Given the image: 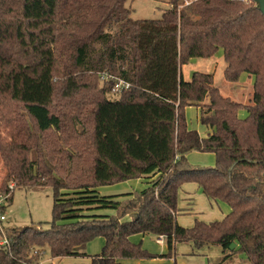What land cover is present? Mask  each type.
<instances>
[{
	"label": "trees",
	"instance_id": "obj_1",
	"mask_svg": "<svg viewBox=\"0 0 264 264\" xmlns=\"http://www.w3.org/2000/svg\"><path fill=\"white\" fill-rule=\"evenodd\" d=\"M162 1L169 8L160 19L135 20L128 0H0V103L11 105L0 196L12 203L9 182L54 189L50 228L4 229L0 264H40L47 256L89 264L171 259L181 243L220 247L216 264H264V16L252 0ZM220 50L227 82L253 78L250 104L225 97L212 74L184 78L191 60ZM120 79L132 87L114 102ZM114 103L146 126L132 142L140 132L157 133L145 158L132 142L101 144V107ZM188 107L200 111L203 140L187 126ZM191 151L215 154L216 166L191 165ZM153 173L146 190L123 201L97 190ZM187 183L211 204H227L229 213L181 226L178 193ZM134 235L162 237L168 252L153 255L132 242ZM99 237L101 252L87 254Z\"/></svg>",
	"mask_w": 264,
	"mask_h": 264
},
{
	"label": "rangeland",
	"instance_id": "obj_2",
	"mask_svg": "<svg viewBox=\"0 0 264 264\" xmlns=\"http://www.w3.org/2000/svg\"><path fill=\"white\" fill-rule=\"evenodd\" d=\"M127 7H129L132 11V18L135 20H156L162 17L163 12L169 8V5L164 3L162 0H128ZM226 68V63L224 60L223 50H220L215 57L210 59H194L191 60L188 65L184 67L183 74L186 80H190L192 74L194 72L208 73L214 76L215 85L220 89L221 93L225 97H230L232 100L250 104L253 96V85L254 80L247 74L242 75L240 80L237 83H229L226 81L224 76V71ZM117 97H113V101L115 102ZM116 105H106L101 107L100 111V129H99V139L101 140V144L105 148L115 149V146L120 145L121 142H132L133 137L138 135V130H142L143 127H146L139 123L138 113H126L124 115V110L118 107L112 108L111 106ZM127 110H130L127 108ZM154 109V113H155ZM10 115H11V105L8 101H4L0 103V186L5 176V172L7 171V167L5 165V158L2 157L1 151L3 148L7 147L11 143V137L9 135V127H10ZM186 122L189 129L196 130L203 136L205 134V127L201 125L199 116L197 114L196 108L188 107L185 110ZM248 116V112L245 110L240 111L239 117L245 119ZM129 120L132 123V128L128 127L126 121ZM123 119V121H121ZM120 125H118V123ZM107 123V124H106ZM130 128V129H128ZM109 129L108 134H112L111 137L108 136L107 130ZM111 129V131H110ZM114 131V132H113ZM115 133L117 137H115ZM127 138V139H126ZM158 139V137H157ZM155 139V140H157ZM120 143H119V142ZM132 143L137 144L138 151L134 152L135 155L143 157L144 152V141ZM112 144V145H111ZM139 144V145H138ZM111 145V146H110ZM114 146V147H113ZM163 155V154H162ZM115 164H120L119 152H116L115 156ZM188 162L196 167H215L217 160L216 155L213 153H201L198 151H191L187 154ZM109 163L114 164L112 159H107ZM14 185V190L11 192L13 194L12 203H7L6 200L4 202V207H2L1 214L5 217V220L0 222V247L4 244V236L1 234L4 229L7 228H22L31 225H38L42 230H47L50 228V222L53 219V204H54V189L53 188H43L39 190L34 189H15L14 182H9V185ZM8 185V188H9ZM139 185V186H137ZM126 186H129L133 189L134 192L139 193L146 190L149 186L147 183L140 181H132L128 182ZM102 188V187H101ZM198 186L195 183H187L183 186V190L178 193V203L180 206L185 205V194L186 192L192 193L194 196V207H193V215H188L185 217V223L193 222V217L198 213L201 219H205L206 221H215L222 220L230 211V207L227 204H220V207H211L207 198L202 194L195 193ZM99 191V188L97 189ZM106 190L100 189V196L105 197ZM5 196L2 194L1 198ZM102 207V206H101ZM110 213L109 209H99L98 214L107 216ZM203 219V220H204ZM188 225V224H185ZM132 241L134 243L140 244L142 249L148 251L153 255H158L152 253L149 249L159 247V243H157V237L154 235L149 236H137L133 238ZM185 245V244H181ZM86 249L92 251V253L99 254L102 250V246L98 244L97 239L92 240L88 243ZM159 249V248H158ZM217 250H221L220 247L218 249L212 248L210 254L206 256H195L194 260H198L200 263L209 264L216 263V257L219 255ZM98 252V253H97ZM217 253V255H215ZM93 254V255H96ZM176 254L178 251L176 250ZM49 257V256H48ZM157 259V258H156ZM139 260H152V259H139Z\"/></svg>",
	"mask_w": 264,
	"mask_h": 264
},
{
	"label": "crops",
	"instance_id": "obj_3",
	"mask_svg": "<svg viewBox=\"0 0 264 264\" xmlns=\"http://www.w3.org/2000/svg\"><path fill=\"white\" fill-rule=\"evenodd\" d=\"M191 108H194V107H191ZM196 110H197V114L200 118V111L197 108H196ZM156 134L157 133L155 131L154 132L151 131L149 133L140 132L139 137L138 138L136 137V142L139 143L141 141L142 142L144 141V146H145L144 150L145 149L147 150L148 144L155 140ZM206 136H207V130L205 131V134L203 136H201L202 140L205 139ZM132 147L138 150L137 144L132 143ZM198 152H200V151H198ZM142 155H144V153ZM157 176H158L157 173H153L151 175H145L139 179H133V180H129L126 182H121V183H118L115 185H111V186H103L102 188L100 187L99 191H100V189L101 190L104 189V190H106L105 192H103V193H105V197L113 198L116 201H123L125 199L132 198V195L135 193L132 188H130L129 186H126L128 182L130 183L132 181L137 180L140 182L147 183L148 186H150L151 185L150 182L155 180L157 178ZM137 186H139V185H137ZM183 186L180 189V191L183 190ZM195 193H199L200 195H202L201 194L202 192L199 189V187L197 188ZM193 196L194 195L192 193L186 192L185 198H184L185 205L180 206L178 203V206L180 209V213L178 215V223L183 227H191L194 224V221L196 219L202 220V221L207 222V223L214 222V221H206L204 218H203L204 219L203 220L199 217L198 213H196L197 215H195L193 217L192 224L191 223H185V221H184L185 217H187L188 215L194 214L193 213V207H194L195 203H194V197ZM209 204L212 208L217 207V206L220 207V204L214 205V204H211L210 202H209ZM113 214H114V211H110V213L108 215H113ZM215 221H220V220H215ZM185 224H188V225H185ZM137 236H139V235L132 236L131 240L133 238H136ZM142 237H144V236H142ZM96 239L98 241V244L100 246H102V248H103L104 243H105L104 239L101 237L96 238ZM157 243H159V245H160L159 247L150 248L149 250L152 253L158 254V255L166 254L168 252V249H167L165 239L162 237H157ZM135 244H137V243H135ZM181 244H185V245H181ZM181 244L176 245V250L178 251V254H176L174 258H171V259H169V258H157V259H152V260H123V261H121V264H206V263H200L198 260H194V257L195 256H203L204 257L207 254H210L212 248L218 249V247H216V246H207V247H204L200 250H194L193 245L191 243H181ZM217 251H218L217 253H219V255L216 257V260H217L216 263H218L223 257L222 249L217 250ZM86 252L89 255L96 254V253H92V251L89 249H86ZM217 253L215 255H217ZM212 262L213 261H211L209 264H216V263H212ZM40 264H89V259H85V258L84 259H82V258H50L47 256L44 259V261H42Z\"/></svg>",
	"mask_w": 264,
	"mask_h": 264
},
{
	"label": "built area",
	"instance_id": "obj_4",
	"mask_svg": "<svg viewBox=\"0 0 264 264\" xmlns=\"http://www.w3.org/2000/svg\"><path fill=\"white\" fill-rule=\"evenodd\" d=\"M132 87V85L124 80H116L114 87H113V95L114 97H119L120 95H122L124 92L130 90ZM14 190V185L11 184L9 185V191H13ZM4 198L0 199V222L5 220V217L1 214V210L2 207H4V202L6 200L7 202V197L6 195H4ZM4 244H7V240L4 241Z\"/></svg>",
	"mask_w": 264,
	"mask_h": 264
},
{
	"label": "water",
	"instance_id": "obj_5",
	"mask_svg": "<svg viewBox=\"0 0 264 264\" xmlns=\"http://www.w3.org/2000/svg\"><path fill=\"white\" fill-rule=\"evenodd\" d=\"M255 4L256 9H258L264 16V0H252ZM236 247V245L231 246V250H233Z\"/></svg>",
	"mask_w": 264,
	"mask_h": 264
}]
</instances>
